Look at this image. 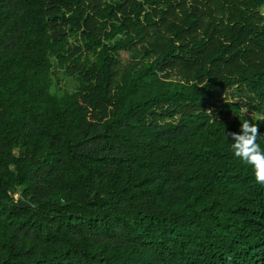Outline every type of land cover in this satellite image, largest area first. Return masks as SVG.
Instances as JSON below:
<instances>
[{"label":"trees","instance_id":"16d2710c","mask_svg":"<svg viewBox=\"0 0 264 264\" xmlns=\"http://www.w3.org/2000/svg\"><path fill=\"white\" fill-rule=\"evenodd\" d=\"M251 117L264 0H0V264H264Z\"/></svg>","mask_w":264,"mask_h":264},{"label":"clouds","instance_id":"9594fccd","mask_svg":"<svg viewBox=\"0 0 264 264\" xmlns=\"http://www.w3.org/2000/svg\"><path fill=\"white\" fill-rule=\"evenodd\" d=\"M253 121H257L255 117L245 119L239 132L228 133L230 149L242 163L252 167L257 183L264 184V149L257 142L261 135L259 125Z\"/></svg>","mask_w":264,"mask_h":264},{"label":"rangeland","instance_id":"374dc122","mask_svg":"<svg viewBox=\"0 0 264 264\" xmlns=\"http://www.w3.org/2000/svg\"><path fill=\"white\" fill-rule=\"evenodd\" d=\"M66 78H64L62 81L65 82ZM171 87V85H169L168 89Z\"/></svg>","mask_w":264,"mask_h":264}]
</instances>
